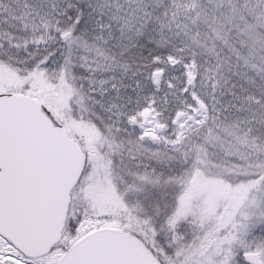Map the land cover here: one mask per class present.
<instances>
[{
    "label": "snow or ice",
    "instance_id": "1",
    "mask_svg": "<svg viewBox=\"0 0 264 264\" xmlns=\"http://www.w3.org/2000/svg\"><path fill=\"white\" fill-rule=\"evenodd\" d=\"M0 264H264V0H0Z\"/></svg>",
    "mask_w": 264,
    "mask_h": 264
}]
</instances>
